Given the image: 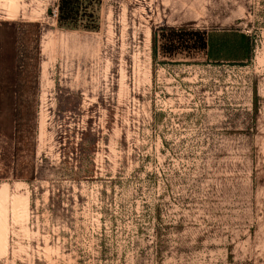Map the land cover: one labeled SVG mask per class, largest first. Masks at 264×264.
I'll use <instances>...</instances> for the list:
<instances>
[{"label": "rangeland", "instance_id": "obj_1", "mask_svg": "<svg viewBox=\"0 0 264 264\" xmlns=\"http://www.w3.org/2000/svg\"><path fill=\"white\" fill-rule=\"evenodd\" d=\"M0 1V264H264V0Z\"/></svg>", "mask_w": 264, "mask_h": 264}, {"label": "crops", "instance_id": "obj_2", "mask_svg": "<svg viewBox=\"0 0 264 264\" xmlns=\"http://www.w3.org/2000/svg\"><path fill=\"white\" fill-rule=\"evenodd\" d=\"M200 33L204 44L198 49L204 52L210 61L241 63L248 60L251 42L243 30L219 28Z\"/></svg>", "mask_w": 264, "mask_h": 264}, {"label": "bare ground", "instance_id": "obj_3", "mask_svg": "<svg viewBox=\"0 0 264 264\" xmlns=\"http://www.w3.org/2000/svg\"><path fill=\"white\" fill-rule=\"evenodd\" d=\"M8 6L13 7L18 5V0H4ZM1 2V1H0ZM1 4V3H0ZM4 6V4H2ZM19 9V8H18ZM5 184V183H4ZM8 188V187H7ZM6 187L0 186V247L5 248L6 247V230L8 227L5 226V202L9 198V193L7 191ZM16 198V196H15ZM13 199V198H12ZM21 201H18L17 199L13 202V211H16V208L19 207ZM23 203V202H21ZM11 204V203H10ZM25 203L22 204V207H24ZM26 206V205H25ZM26 208V207H25ZM26 210V209H25ZM23 213V211H22ZM8 220V219H7ZM8 225V224H7Z\"/></svg>", "mask_w": 264, "mask_h": 264}, {"label": "trees", "instance_id": "obj_4", "mask_svg": "<svg viewBox=\"0 0 264 264\" xmlns=\"http://www.w3.org/2000/svg\"><path fill=\"white\" fill-rule=\"evenodd\" d=\"M58 15H59V12H58ZM58 17V16H57ZM199 40H195V41H193V43H194V46L193 47H196V48H199V47H203V37H200V42H198ZM197 43H199V46H197L198 44ZM197 44V45H196Z\"/></svg>", "mask_w": 264, "mask_h": 264}, {"label": "built area", "instance_id": "obj_5", "mask_svg": "<svg viewBox=\"0 0 264 264\" xmlns=\"http://www.w3.org/2000/svg\"><path fill=\"white\" fill-rule=\"evenodd\" d=\"M52 15H53L55 18H57V16H58V9H57V8L52 10Z\"/></svg>", "mask_w": 264, "mask_h": 264}]
</instances>
